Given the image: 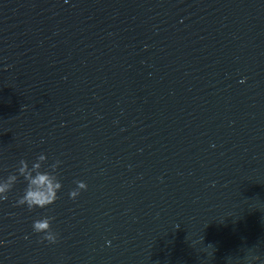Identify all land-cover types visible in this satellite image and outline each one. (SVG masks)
<instances>
[{"label": "water", "instance_id": "95a60500", "mask_svg": "<svg viewBox=\"0 0 264 264\" xmlns=\"http://www.w3.org/2000/svg\"><path fill=\"white\" fill-rule=\"evenodd\" d=\"M40 153L0 264H264V0H0V178Z\"/></svg>", "mask_w": 264, "mask_h": 264}, {"label": "clouds", "instance_id": "9594fccd", "mask_svg": "<svg viewBox=\"0 0 264 264\" xmlns=\"http://www.w3.org/2000/svg\"><path fill=\"white\" fill-rule=\"evenodd\" d=\"M47 156L40 153L35 160L29 163L28 160L21 159L19 166L14 173L0 178V201L8 198V193L15 187L20 178H23L24 188L22 194L18 197L16 204L27 206L29 210L33 208H46L55 203L58 199V193L63 187L62 181L57 171L62 163L56 160L54 163L45 166ZM77 187L69 192L70 198L75 199L81 190L87 188L83 180L75 181ZM51 216H42L35 219L32 228L35 233H42V239L50 243H56L58 233L52 230ZM256 259V257H253Z\"/></svg>", "mask_w": 264, "mask_h": 264}]
</instances>
